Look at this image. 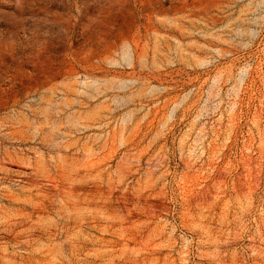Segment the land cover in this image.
<instances>
[{
	"label": "rangeland",
	"instance_id": "obj_1",
	"mask_svg": "<svg viewBox=\"0 0 264 264\" xmlns=\"http://www.w3.org/2000/svg\"><path fill=\"white\" fill-rule=\"evenodd\" d=\"M0 264H264V0H0Z\"/></svg>",
	"mask_w": 264,
	"mask_h": 264
}]
</instances>
